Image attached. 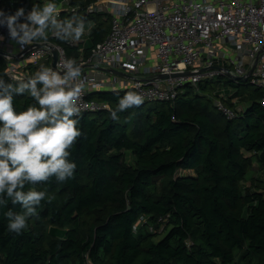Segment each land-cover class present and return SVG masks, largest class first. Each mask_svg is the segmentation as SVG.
I'll return each mask as SVG.
<instances>
[{
  "label": "trees",
  "instance_id": "trees-1",
  "mask_svg": "<svg viewBox=\"0 0 264 264\" xmlns=\"http://www.w3.org/2000/svg\"><path fill=\"white\" fill-rule=\"evenodd\" d=\"M74 14L95 22L87 58L107 36L109 18ZM51 39L79 62L81 44ZM0 75L16 83L1 55ZM212 83L188 85L174 101L133 106L119 120L111 110L126 92L89 93L110 109L80 115L74 176L26 185L47 197L20 234L8 229L4 213L21 204L0 207V264H264V180L252 176L245 184L249 171L264 169V93L230 81V99L245 104L229 118L214 105ZM33 102L27 94L14 99L18 110Z\"/></svg>",
  "mask_w": 264,
  "mask_h": 264
},
{
  "label": "built area",
  "instance_id": "built-area-1",
  "mask_svg": "<svg viewBox=\"0 0 264 264\" xmlns=\"http://www.w3.org/2000/svg\"><path fill=\"white\" fill-rule=\"evenodd\" d=\"M6 12L23 6L24 0H3ZM40 4L43 0H38ZM60 16L76 17L80 9L88 15L102 14L109 18L110 29L104 40L97 42L84 55V46L95 27L86 24L79 39L68 41L80 45L79 63L86 83L79 104L81 114L110 109L107 102L89 98L97 90H134L143 96V103L174 101L188 85L198 88L203 81L215 78L247 76V82L264 93V0H57ZM24 7V6H23ZM31 8L26 7V10ZM77 18V17H76ZM90 29V30H89ZM0 55L7 62L11 80L32 75L33 69L49 63L53 49L58 52L57 65L69 59L62 43L53 41L23 47L0 26ZM119 70L120 76L107 70ZM189 71V74H184ZM181 74L173 76V74ZM160 74H168L160 78ZM236 104L232 108L227 101ZM260 103L264 106V96ZM214 105L227 117L243 111L237 98L223 95Z\"/></svg>",
  "mask_w": 264,
  "mask_h": 264
},
{
  "label": "clouds",
  "instance_id": "clouds-1",
  "mask_svg": "<svg viewBox=\"0 0 264 264\" xmlns=\"http://www.w3.org/2000/svg\"><path fill=\"white\" fill-rule=\"evenodd\" d=\"M59 16L57 0H43L30 10L21 6L6 12L0 8V26H6L8 35L22 47L47 42L50 35L74 41L85 34L83 17ZM81 74V63L69 58L56 68L42 64L34 74L16 83L0 75V207H6L9 201L21 204V211L8 208L4 213L12 232L22 233L47 197L46 191L35 187L25 190L26 185L51 177L63 182L75 174L77 164L70 157L73 144L82 135L79 99L86 83ZM22 94L34 102L18 110L14 99ZM142 103L143 96L130 90L111 110V118L119 120L120 112Z\"/></svg>",
  "mask_w": 264,
  "mask_h": 264
},
{
  "label": "rangeland",
  "instance_id": "rangeland-1",
  "mask_svg": "<svg viewBox=\"0 0 264 264\" xmlns=\"http://www.w3.org/2000/svg\"><path fill=\"white\" fill-rule=\"evenodd\" d=\"M59 1H61V0H59ZM232 80L233 79L231 77H220V78H215L213 80V83H212L211 87H213L214 88V91L218 92V95H219L218 97H215L214 100L221 99V97L224 94L227 95V96H229L232 93V89H231L230 85H228V83L230 81H232ZM204 94H206L208 96L210 95V93L208 91L207 92H204ZM213 96H214V94H213ZM234 98H237V101H238V104H239L240 107H243L244 106L245 103H243V102L240 103V101H241L240 98H238V97H234ZM133 158L134 157L129 152L127 154V161L129 163H133V161H134ZM252 176L261 177L264 180V169H262L260 171H258V170H255V171L254 170H251V171H249V173L247 175V180H245V184H247V185L250 184L251 179H249V178H251ZM151 229L154 230V227H151ZM161 229L162 228H160V231H161ZM163 236H164V234H160L159 235V239L162 238Z\"/></svg>",
  "mask_w": 264,
  "mask_h": 264
},
{
  "label": "water",
  "instance_id": "water-1",
  "mask_svg": "<svg viewBox=\"0 0 264 264\" xmlns=\"http://www.w3.org/2000/svg\"><path fill=\"white\" fill-rule=\"evenodd\" d=\"M37 46H42V45H50L49 43H38L36 44ZM51 46V45H50ZM53 54H54V59H53V62H52V67L53 68H56L57 67V61H58V52L56 49H53ZM107 71H110L114 74H117V75H120V76H128L127 74H125L124 72H121L119 70H115V69H112V70H107ZM190 72L189 71H186L184 74H189ZM181 74H173V76H180ZM169 75L168 74H160L159 77L160 78H167ZM235 80H238L240 82H247V76H237L235 78Z\"/></svg>",
  "mask_w": 264,
  "mask_h": 264
}]
</instances>
